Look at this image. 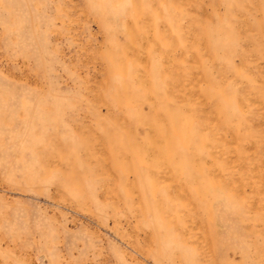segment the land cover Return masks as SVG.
I'll return each instance as SVG.
<instances>
[{
    "label": "rangeland",
    "instance_id": "obj_1",
    "mask_svg": "<svg viewBox=\"0 0 264 264\" xmlns=\"http://www.w3.org/2000/svg\"><path fill=\"white\" fill-rule=\"evenodd\" d=\"M0 264H264V0H0Z\"/></svg>",
    "mask_w": 264,
    "mask_h": 264
}]
</instances>
